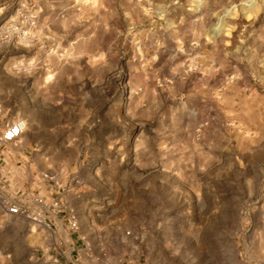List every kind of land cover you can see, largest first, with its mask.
Masks as SVG:
<instances>
[{"label": "rangeland", "instance_id": "rangeland-1", "mask_svg": "<svg viewBox=\"0 0 264 264\" xmlns=\"http://www.w3.org/2000/svg\"><path fill=\"white\" fill-rule=\"evenodd\" d=\"M225 5L0 0V264H264V12Z\"/></svg>", "mask_w": 264, "mask_h": 264}, {"label": "clouds", "instance_id": "clouds-1", "mask_svg": "<svg viewBox=\"0 0 264 264\" xmlns=\"http://www.w3.org/2000/svg\"><path fill=\"white\" fill-rule=\"evenodd\" d=\"M187 3L191 5H195L197 3V0H186ZM173 4H179L180 0H172ZM217 3H219V0H217ZM227 5H230V7H227ZM241 6H243V9H241ZM226 8V10H225ZM223 12L224 16L221 17V20L227 19L228 21H237L241 18L243 15V19L249 21V22H255L256 19L260 17V14L264 12V0H239V4L233 3V0H226L225 7L220 8L219 11L212 12L213 17H220V13ZM161 19H163V16H161ZM200 19H203V17H200ZM237 25L235 23H227L225 29L220 32L221 24L218 20L216 25L214 26V31L212 37L208 39L209 43H212L218 34H222V36L230 37L232 32L236 30ZM244 29L247 28V25L243 26ZM241 35H243V30L241 31ZM195 43V42H194ZM222 43L225 45L230 44V40H222ZM243 43V41H241ZM180 51H183V48H180ZM35 64V61H32L29 65V69L31 68V65ZM21 66H23V61H21ZM27 70V69H26ZM26 104V102L24 101ZM9 113L12 115L9 116ZM19 113L15 109V106H10L7 111H4L3 106L0 105V119H3L5 116H8L9 119H12L13 116H18Z\"/></svg>", "mask_w": 264, "mask_h": 264}, {"label": "built area", "instance_id": "built-area-1", "mask_svg": "<svg viewBox=\"0 0 264 264\" xmlns=\"http://www.w3.org/2000/svg\"><path fill=\"white\" fill-rule=\"evenodd\" d=\"M25 128L26 124L23 121L11 124L4 130V132L0 136V141L5 143L16 141L22 136ZM7 211L11 215H19L23 212L18 205H10L9 207H7Z\"/></svg>", "mask_w": 264, "mask_h": 264}, {"label": "crops", "instance_id": "crops-1", "mask_svg": "<svg viewBox=\"0 0 264 264\" xmlns=\"http://www.w3.org/2000/svg\"><path fill=\"white\" fill-rule=\"evenodd\" d=\"M10 125H11V124H7L6 127H5V129H6L8 126H10ZM1 129H2V127H0V130H1ZM3 132H4V131L0 132V136L2 135ZM13 142H14V141H13ZM7 143H12V142H7ZM7 143H5V142H1V141H0V147H1L2 145H6ZM7 167H9V165H8V161H7V158H6V153L4 152V149H3V150L0 149V172H1L2 174H4V173H3V172H4V169H6ZM74 238H75V239H74ZM79 238H81V237L78 236V238H77V236L74 235V237L71 238V244L76 245V242L79 241Z\"/></svg>", "mask_w": 264, "mask_h": 264}, {"label": "bare ground", "instance_id": "bare-ground-1", "mask_svg": "<svg viewBox=\"0 0 264 264\" xmlns=\"http://www.w3.org/2000/svg\"><path fill=\"white\" fill-rule=\"evenodd\" d=\"M26 124V123H25ZM28 124H26V126H27Z\"/></svg>", "mask_w": 264, "mask_h": 264}]
</instances>
